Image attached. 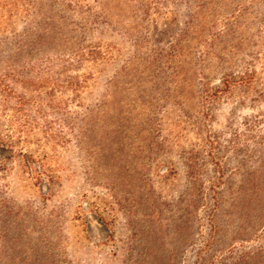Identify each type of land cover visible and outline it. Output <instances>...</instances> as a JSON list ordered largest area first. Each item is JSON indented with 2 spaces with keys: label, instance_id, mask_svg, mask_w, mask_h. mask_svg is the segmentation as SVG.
Segmentation results:
<instances>
[{
  "label": "rangeland",
  "instance_id": "1",
  "mask_svg": "<svg viewBox=\"0 0 264 264\" xmlns=\"http://www.w3.org/2000/svg\"><path fill=\"white\" fill-rule=\"evenodd\" d=\"M25 30L53 55L12 71L24 106L0 86V245L264 264V0H0V38Z\"/></svg>",
  "mask_w": 264,
  "mask_h": 264
},
{
  "label": "trees",
  "instance_id": "2",
  "mask_svg": "<svg viewBox=\"0 0 264 264\" xmlns=\"http://www.w3.org/2000/svg\"><path fill=\"white\" fill-rule=\"evenodd\" d=\"M23 33H24L23 36L22 35H19L18 37L15 36V39L14 38L13 39L0 38V86H1V83L5 80L4 85L6 86L5 88H2L3 93L7 94V92L9 91V94H12V96L14 97L13 100H16L17 98L18 103L21 106L25 105V102L27 101L25 100V96L27 94L26 93L21 94L20 92H17L15 90L16 89L15 82L17 81V79L14 77V74L12 71H15L16 69L20 70V68L22 69L33 68L35 66H38L40 63L44 64V60L45 61L48 60V58H50V56L53 54L51 52H48L47 49H43V48L41 49V44L46 41L47 36H51V38L54 36V30L51 32L50 35L37 34V38L35 37L36 39H34V36L32 37V35L29 33L28 30H25V32ZM157 53L159 55L155 56L154 62L158 64H161V62H163V64L167 66H172L170 75L174 77L177 73L176 66L169 63V61L164 60L163 55L160 51H158ZM10 73L13 74V80L11 81L13 84V88L12 87L10 88L9 86L10 82H6V79H8V77L11 76ZM21 74L22 73L20 72L19 74L17 73L19 77ZM18 93H20L19 96H18ZM78 142H79L80 148H82L83 142L81 140H79ZM82 149L84 150V148ZM85 149L86 151H88L90 148L86 147ZM120 154L123 155L124 157H127L122 152V149H121ZM125 163L126 161L123 162L121 165H119L117 172L122 171L125 174H128L129 172H131V170L128 167H126ZM98 165L101 168L103 167L102 164H98ZM111 167H113V163L111 164L107 163L105 164L104 169L108 171L110 170ZM112 171H110V173L107 175H111ZM115 181H116L115 182L116 183L115 184L116 193H118L121 190L120 188H118V183H119L118 180L116 179ZM105 183L112 185V183L114 182H112V180L111 181L107 180V182ZM122 197L126 200L125 196H122ZM17 234L19 235V237L15 239L14 242L11 239L10 240L11 243L7 242L3 245H0V254L3 253L6 256V260H5L6 263L4 264H43L41 262V257L38 256V252H40L39 248L36 247L35 245H34V248L30 246L31 243H28L27 239H25L24 236H22L24 235V233H23V228H21V226H19ZM22 241H24L23 244H21ZM3 248H7L8 253L5 250L2 251ZM0 259H3V257L0 256ZM48 259L49 257L47 256V259H46L47 264H48ZM134 263L140 264L138 260L135 261Z\"/></svg>",
  "mask_w": 264,
  "mask_h": 264
}]
</instances>
